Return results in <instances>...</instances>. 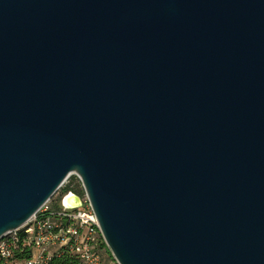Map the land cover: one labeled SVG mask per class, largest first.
<instances>
[{"label": "water", "instance_id": "95a60500", "mask_svg": "<svg viewBox=\"0 0 264 264\" xmlns=\"http://www.w3.org/2000/svg\"><path fill=\"white\" fill-rule=\"evenodd\" d=\"M72 173L118 264H264V0H0V239Z\"/></svg>", "mask_w": 264, "mask_h": 264}, {"label": "built area", "instance_id": "2783aa9c", "mask_svg": "<svg viewBox=\"0 0 264 264\" xmlns=\"http://www.w3.org/2000/svg\"><path fill=\"white\" fill-rule=\"evenodd\" d=\"M72 174L81 189L78 194L80 206H61L62 187L66 179L22 226L0 239L2 264H47L51 256L59 251L75 254L80 264L101 263L98 244L103 238L97 218L79 177ZM20 234H23L22 237ZM26 245H31V255L15 261L14 252L22 251Z\"/></svg>", "mask_w": 264, "mask_h": 264}, {"label": "trees", "instance_id": "16d2710c", "mask_svg": "<svg viewBox=\"0 0 264 264\" xmlns=\"http://www.w3.org/2000/svg\"><path fill=\"white\" fill-rule=\"evenodd\" d=\"M72 177L76 179V176L71 174L67 178V182L63 185L62 188H63V190L64 189H72V190L76 191L78 194H80L81 193L80 188H79V190H76L74 188L73 184H69V181L71 180ZM22 235L23 234H20V237H22ZM20 242H21V240L19 241V246H21ZM102 246H105V243L103 240L100 239L99 244H98V252L99 253H100V249ZM30 255H31V245H26V246H24L22 251L16 250L14 252V260L18 261L20 259L29 257ZM101 261H102V259H101ZM0 264H2V263L0 262ZM47 264H80V262H79V260L75 254L69 253L66 251H59L58 253L51 256V258L49 259Z\"/></svg>", "mask_w": 264, "mask_h": 264}, {"label": "rangeland", "instance_id": "374dc122", "mask_svg": "<svg viewBox=\"0 0 264 264\" xmlns=\"http://www.w3.org/2000/svg\"><path fill=\"white\" fill-rule=\"evenodd\" d=\"M69 184H73L74 188L76 190H79V186H78L75 178L72 177L71 180L69 181ZM100 255H101V259H102L100 264H118L106 245L101 247Z\"/></svg>", "mask_w": 264, "mask_h": 264}, {"label": "flooded vegetation", "instance_id": "af4514ba", "mask_svg": "<svg viewBox=\"0 0 264 264\" xmlns=\"http://www.w3.org/2000/svg\"><path fill=\"white\" fill-rule=\"evenodd\" d=\"M67 193H75V194H78L76 191L72 190V189H64L63 190V194L61 196V200H62V197L67 194Z\"/></svg>", "mask_w": 264, "mask_h": 264}]
</instances>
